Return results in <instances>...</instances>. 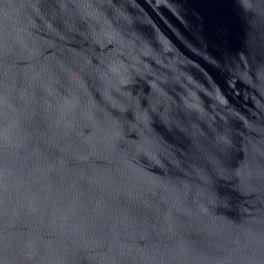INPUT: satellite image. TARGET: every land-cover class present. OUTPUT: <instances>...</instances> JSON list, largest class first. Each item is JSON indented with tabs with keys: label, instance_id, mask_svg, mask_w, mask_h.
<instances>
[{
	"label": "water",
	"instance_id": "obj_1",
	"mask_svg": "<svg viewBox=\"0 0 264 264\" xmlns=\"http://www.w3.org/2000/svg\"><path fill=\"white\" fill-rule=\"evenodd\" d=\"M0 264H264V0H0Z\"/></svg>",
	"mask_w": 264,
	"mask_h": 264
}]
</instances>
